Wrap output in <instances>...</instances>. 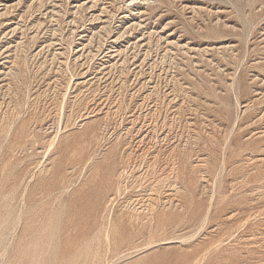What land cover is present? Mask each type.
Masks as SVG:
<instances>
[{"label": "rangeland", "instance_id": "1", "mask_svg": "<svg viewBox=\"0 0 264 264\" xmlns=\"http://www.w3.org/2000/svg\"><path fill=\"white\" fill-rule=\"evenodd\" d=\"M0 264H264V0H0Z\"/></svg>", "mask_w": 264, "mask_h": 264}]
</instances>
